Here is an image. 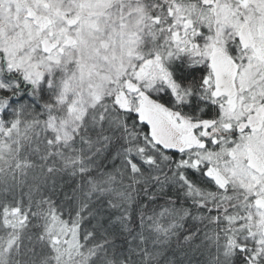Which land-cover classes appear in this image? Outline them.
Segmentation results:
<instances>
[{"label":"snow or ice","instance_id":"obj_1","mask_svg":"<svg viewBox=\"0 0 264 264\" xmlns=\"http://www.w3.org/2000/svg\"><path fill=\"white\" fill-rule=\"evenodd\" d=\"M0 264H264V0H0Z\"/></svg>","mask_w":264,"mask_h":264}]
</instances>
